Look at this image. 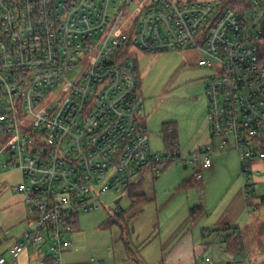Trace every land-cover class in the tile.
Segmentation results:
<instances>
[{"label":"built area","instance_id":"1","mask_svg":"<svg viewBox=\"0 0 264 264\" xmlns=\"http://www.w3.org/2000/svg\"><path fill=\"white\" fill-rule=\"evenodd\" d=\"M184 48L212 70V142L185 157L152 148L136 54ZM230 145L251 198L264 163V0H0V173L19 172L29 221L0 264L44 247L42 264H68L82 212L111 193L119 212L146 170L174 162L201 180Z\"/></svg>","mask_w":264,"mask_h":264},{"label":"crops","instance_id":"2","mask_svg":"<svg viewBox=\"0 0 264 264\" xmlns=\"http://www.w3.org/2000/svg\"><path fill=\"white\" fill-rule=\"evenodd\" d=\"M188 50L195 52L199 59L203 57L199 51ZM204 86L206 88V85ZM202 97L206 111L208 99L205 94ZM192 99H189L190 104ZM143 120L146 124V117ZM171 123L178 128L179 137V121ZM195 130L198 135V140L195 142L197 148L212 142L208 117L201 125L196 123ZM255 166L260 170V162ZM165 170L162 172L164 175ZM147 172L148 170L143 173L138 182L139 187L142 186ZM151 172L154 177L155 172L153 170ZM191 176L186 175L171 196L161 206L159 205L160 207L158 206V221L150 232L145 231L147 228L145 232L137 230L136 227L131 228L129 220L133 221L149 202L157 200V194L154 198L146 195L150 201L142 207L139 214L131 217L128 213V224L124 229L121 228L119 240L122 241L123 246L120 251L116 252L111 246L99 243L88 245L83 237L84 232L80 229L79 219L76 227L78 233L73 238L75 247L65 254L66 262L68 264H224L226 262L246 264L245 259L248 258L249 264H264V203L261 202V196L256 193L251 198L246 197L237 153L231 147L226 151L216 152L213 155V167L204 172L203 179L197 180ZM188 178L192 179L191 184L187 188H182L184 180ZM226 178L229 179V185L224 186L223 182ZM175 179L174 183L177 182L178 177ZM195 185L203 187V193L195 195L192 192ZM184 193L187 194L188 201L183 211H169ZM1 201L0 211L4 212L6 230L0 233V256L6 255L9 258L10 246L29 226L28 212L25 199L20 193L12 194L7 189L1 190ZM197 205H202L205 212L196 220H192L191 210ZM230 226H234L235 229L226 230V227ZM231 233L243 243L244 252L241 256L237 251L230 250L228 242L222 240ZM221 247H225V250ZM46 250L47 248L44 247L40 252L34 249L24 252L19 257L18 264H42ZM207 257H211V260L207 261Z\"/></svg>","mask_w":264,"mask_h":264},{"label":"rangeland","instance_id":"3","mask_svg":"<svg viewBox=\"0 0 264 264\" xmlns=\"http://www.w3.org/2000/svg\"><path fill=\"white\" fill-rule=\"evenodd\" d=\"M214 1L222 5L228 0ZM135 10L136 8L133 7L129 12H134ZM136 54L138 56L141 76V91L146 105L144 117H146L152 148L161 153L166 151V144L161 132L163 125L168 121L175 122L178 120L179 149L177 152H180L185 157L197 148L195 142L198 140V135L196 134L195 124L198 123L201 125L204 119L208 117L209 111L208 108L206 111L204 110L202 95L205 94L207 96L204 85H206L208 78L212 75V70L200 66V59L197 57V54L185 48L156 54L137 51ZM80 72L81 70L76 68L68 74L69 79L75 81ZM191 98L193 99L190 104L189 99ZM229 147H232V145ZM260 165L259 176L253 177L254 192L258 196L263 195L264 192V163L260 162ZM165 172V175L162 172L154 173L158 177L154 178L155 176L153 177L151 170H148L142 186L136 189V193L143 192L149 198H154L155 194H157V200L149 202L144 207L143 212L139 216H136L133 221L129 220V226L131 228L136 227L137 230L150 232V229L154 228L158 221V208L171 196L178 187L179 182L186 175H193L194 165L192 163L183 164L174 162L167 167ZM175 177H178V179L174 183L176 180ZM227 178L223 182L224 186L229 185V179ZM19 181V172H1L0 193L1 190L4 191L7 189L12 194H17L18 192L16 193L14 187ZM192 192L195 195L198 193L201 194L203 193V187L201 188L195 185ZM214 192L217 196L216 191ZM186 193L176 200L169 211H183L188 201ZM120 196L118 193H111L102 199L101 206L98 209L80 214V229L84 232L83 237L88 245L92 246L94 243L103 244L104 246L109 245L116 252L122 248V241L119 240L121 227L115 223L108 224L109 218L114 215V211L112 210L115 208L114 201ZM122 196L123 199L120 203V208L126 211L130 208L132 200L129 192L124 193ZM1 204L2 201L0 202V206ZM134 211H131L129 215ZM3 213L0 211V233L6 230ZM127 218H129L128 214ZM76 233H78V229L73 230L70 237L73 239Z\"/></svg>","mask_w":264,"mask_h":264},{"label":"trees","instance_id":"4","mask_svg":"<svg viewBox=\"0 0 264 264\" xmlns=\"http://www.w3.org/2000/svg\"><path fill=\"white\" fill-rule=\"evenodd\" d=\"M243 2L248 4L250 0H228L227 5L240 7V4ZM161 132L166 144V148H167L166 150H171L173 152L178 151L179 149L178 128L173 123L168 122V123H164ZM169 165L170 164L165 165L161 170V172H163ZM191 177L195 179L193 175ZM191 182L192 179L190 178L185 179L182 184V188H187L189 184H191ZM138 187H139L138 183L134 184L133 186L130 187L128 191L132 200V204L130 208L127 209L126 211L121 209L119 212L114 213V215L109 218L108 224L115 223L118 224L122 229H124L128 224L127 214L134 210L135 211L132 212L131 217L139 214L142 210V207L150 201V199L146 196V194L135 192ZM204 212L205 211L202 205H197L193 207L191 210L192 220H196L198 217L202 216ZM227 229H235V227L234 226L226 227V230ZM226 242H228L229 249L232 250L233 252L239 251L240 249L243 250L242 247L243 243L238 237H235L234 234L232 233L226 236Z\"/></svg>","mask_w":264,"mask_h":264}]
</instances>
